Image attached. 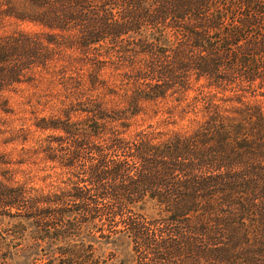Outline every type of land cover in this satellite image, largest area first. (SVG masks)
I'll list each match as a JSON object with an SVG mask.
<instances>
[{
	"label": "trees",
	"instance_id": "trees-1",
	"mask_svg": "<svg viewBox=\"0 0 264 264\" xmlns=\"http://www.w3.org/2000/svg\"><path fill=\"white\" fill-rule=\"evenodd\" d=\"M0 17L49 30L0 39V102L67 50L98 71L116 57L135 88L123 111L88 100L79 122L36 124L61 133L41 146L68 175L59 193L13 187L0 163V224L13 240L32 225V264H109L87 239L120 235L136 264H264V107L245 101L264 95V0H0ZM169 100L202 106L192 134L126 136L144 103ZM149 202L157 217L137 209ZM2 239L7 264L21 242Z\"/></svg>",
	"mask_w": 264,
	"mask_h": 264
},
{
	"label": "rangeland",
	"instance_id": "rangeland-1",
	"mask_svg": "<svg viewBox=\"0 0 264 264\" xmlns=\"http://www.w3.org/2000/svg\"><path fill=\"white\" fill-rule=\"evenodd\" d=\"M20 33H49V30L14 19L3 20L0 17V39ZM108 56V63L98 71L94 64L83 62L79 51L67 50L62 55L58 53L47 67L34 69L29 76L31 83L18 86L4 94L0 102V163H5L2 172L5 170L10 173L13 187H24L32 196L53 195L67 187L68 175L65 170L59 162L49 160L47 152L41 150L47 138L59 136L61 133L40 131L36 124L42 119H67L66 116H69L72 122H79L86 117L81 111V103L88 100H95L113 113L123 111L127 107L129 94L135 89L134 86L125 85L123 82L124 74L129 72V69L120 67V61L116 57V63H112V57ZM141 69L140 61L132 72L136 73ZM95 76L100 86L93 89L91 81ZM113 91L118 92V95H109ZM195 95L196 93L192 92L190 99ZM245 101L264 107V95L256 98L250 95ZM185 106V103L179 105L172 100L157 104L144 103L141 106L142 115L131 121L132 126L126 136L151 128L156 132H163L164 138L176 133L192 134L204 121L205 115L201 111L202 106H199L196 113L191 111L185 115ZM3 108L7 111L4 112ZM137 209L150 217H157L159 213L154 202L141 205ZM24 222L27 223L26 220ZM27 226L25 240H13L14 237L8 235L11 233L12 221L4 218V222L0 224V234L3 236L1 242L6 244L5 248L8 242H21L18 248H10L7 264H32L33 257L24 252V249L33 242L34 228L31 224ZM87 235L90 233L87 232ZM87 241H92L97 255L108 259L109 264H136L133 242L127 236L120 235L108 241L99 238ZM1 256L2 254L0 258Z\"/></svg>",
	"mask_w": 264,
	"mask_h": 264
}]
</instances>
